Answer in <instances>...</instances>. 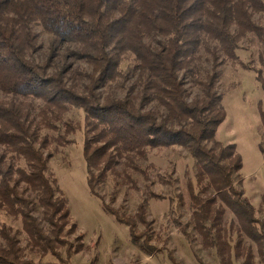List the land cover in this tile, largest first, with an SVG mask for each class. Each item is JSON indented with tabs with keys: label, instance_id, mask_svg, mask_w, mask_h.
Returning a JSON list of instances; mask_svg holds the SVG:
<instances>
[{
	"label": "trees",
	"instance_id": "1",
	"mask_svg": "<svg viewBox=\"0 0 264 264\" xmlns=\"http://www.w3.org/2000/svg\"><path fill=\"white\" fill-rule=\"evenodd\" d=\"M257 12H264V0H0V96L5 97H0V211L20 219L32 248L56 256L76 229L67 199L47 171L51 147L55 151L70 144L69 136L83 130L90 193L129 228L132 240L147 237L136 233L137 222L146 232L151 223L144 204L129 216L109 206L97 187L112 175L116 184L138 188L131 174L138 172L147 181L148 197L164 198L150 189V176L138 160L150 150L180 146L195 161L194 182L188 179L187 189L201 244L215 248L225 263L231 262V251L241 264L252 262L254 252L246 240L264 256V217H256L246 196L239 176L241 155L235 143L223 145L216 139L226 118L216 85L218 70L223 61L240 62L237 51L244 38L255 37L262 45L259 68H247L264 92V25L253 20ZM34 26L51 36L41 63L29 58L38 43ZM151 37L160 39L153 45L147 41ZM62 41L75 44L65 59L90 67L80 88L71 77L81 73L72 71L70 63L50 70ZM200 50L211 66L196 80L199 95L190 99L184 75L193 74ZM127 55L136 60L140 89L123 97L101 96L99 84L122 75L120 64ZM34 101L41 102L36 111ZM150 101L163 112L147 109ZM262 103L264 98L259 104L264 125ZM72 109L82 111L83 123L64 120ZM28 190L37 195L47 231L33 214ZM228 214L234 217L229 224ZM231 231L237 235L233 246ZM0 236V264H55L27 258L17 233L6 224ZM67 248L75 253L83 244Z\"/></svg>",
	"mask_w": 264,
	"mask_h": 264
},
{
	"label": "rangeland",
	"instance_id": "2",
	"mask_svg": "<svg viewBox=\"0 0 264 264\" xmlns=\"http://www.w3.org/2000/svg\"><path fill=\"white\" fill-rule=\"evenodd\" d=\"M252 18L256 23L264 25V12L254 13ZM34 30L38 34V43L36 49L29 53V58L41 63L49 54L51 36L38 26H34ZM159 39L160 37H151L147 41L155 45ZM239 44L237 55L240 62L223 61L218 70L216 85L222 96L226 118L218 127L216 139L223 145L236 144L243 163L239 172L242 185L246 196L256 209V217L263 219L264 156L259 145L264 148V125L259 116V104L263 101L264 92L255 80L254 71L247 68H259V56L263 48L255 37L244 38ZM74 48L75 44L72 42H60L56 56L51 60L50 70L65 62L70 63L72 71L81 73L71 77V82L80 88L86 82L84 73L90 72V67L85 62L75 61L71 57L65 59L69 50ZM198 55L192 65L193 74L184 75L190 99L199 95L196 80L203 79L211 66L209 57L203 50H200ZM120 70L122 75L115 81L99 84L98 91L101 96L123 97L140 89V85H136L138 69L133 55L125 56ZM40 104V101H34L35 111ZM262 107L264 109V103ZM146 108L158 113L163 112L153 101H150ZM64 120L83 123V113L81 110L72 109L65 114ZM69 138L72 142L66 146H58L55 151L53 146L51 147L53 154L48 160L47 175L56 180V188L67 199L71 223L76 224V229L71 231L65 240L73 248L82 243L83 248L79 252L71 253L68 252L67 244L57 248L56 256L51 253L43 254L31 247L22 231L20 219L0 211V227L6 224L17 233L27 258L55 264H241L242 259L235 258L233 251L231 262L221 261L215 248L201 244V239L193 228L187 180L194 182L195 161L186 149L180 146L164 150L154 149L147 152L145 159L138 160L140 167L150 176V189L162 194L164 198H149L147 181L138 172L131 173L138 188L116 184L112 175L97 187L98 193L109 206L129 216L135 214L139 203L144 204L146 218L151 223L146 232L145 225L137 222L136 233H144L148 238L143 236L134 241L129 228L104 211L101 200L90 193L83 157V130H78ZM1 150L0 148V152ZM20 165H23L22 161ZM118 167L120 168V165ZM161 177L164 182L160 180ZM238 180L236 179V185ZM23 188L24 186L21 187ZM25 194L32 201L34 216L47 231V222L43 218L36 193L28 190ZM233 218L231 214L225 215L226 223L229 224ZM228 237L233 246L237 238L236 233L231 231ZM246 243L254 252L250 264H264V256L258 254L256 245L249 240H246ZM262 246L264 252V241Z\"/></svg>",
	"mask_w": 264,
	"mask_h": 264
}]
</instances>
